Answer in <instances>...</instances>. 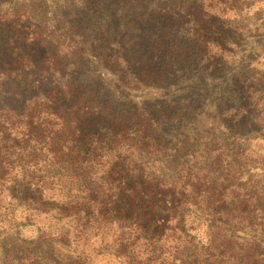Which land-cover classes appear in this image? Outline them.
<instances>
[{
    "label": "trees",
    "instance_id": "16d2710c",
    "mask_svg": "<svg viewBox=\"0 0 264 264\" xmlns=\"http://www.w3.org/2000/svg\"><path fill=\"white\" fill-rule=\"evenodd\" d=\"M254 140L264 0H0V264H264Z\"/></svg>",
    "mask_w": 264,
    "mask_h": 264
},
{
    "label": "rangeland",
    "instance_id": "374dc122",
    "mask_svg": "<svg viewBox=\"0 0 264 264\" xmlns=\"http://www.w3.org/2000/svg\"><path fill=\"white\" fill-rule=\"evenodd\" d=\"M202 120L206 121L208 120L207 117L205 116H201ZM210 121V120H208ZM199 125H201V122L199 123ZM211 137H214L217 141H219V144L223 143L226 139L224 136H221L219 133H211V131H208V129L202 133L201 138L202 139H211ZM229 143V141H228ZM239 145H237L236 147H250L251 153L255 154L253 158H256L260 153L264 154V141L261 140H254V141H249L248 143L244 144V143H238ZM234 147V145H230L228 147ZM214 147V146H213ZM252 161H255L252 159ZM47 225H49V219H44V217L41 216V218L39 220H37V224L31 225V226H27L24 227L22 229V233L25 236H32L35 235L37 228L40 227V231L44 230V227H46ZM53 226V225H50ZM1 223H0V231L2 230L1 228ZM37 234V233H36ZM101 241V238H96L94 240L90 241V247L88 248V250H86L87 252L91 251L92 256H91V264H113V258H109L107 256H95L97 251H94V246L98 245ZM104 241H108L110 242L111 239L110 238H104Z\"/></svg>",
    "mask_w": 264,
    "mask_h": 264
}]
</instances>
